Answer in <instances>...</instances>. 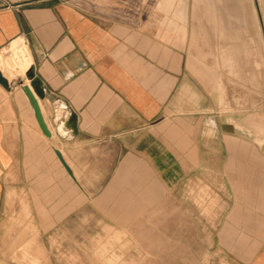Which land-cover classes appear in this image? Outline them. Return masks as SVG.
<instances>
[{
  "label": "crops",
  "instance_id": "0c3cea01",
  "mask_svg": "<svg viewBox=\"0 0 264 264\" xmlns=\"http://www.w3.org/2000/svg\"><path fill=\"white\" fill-rule=\"evenodd\" d=\"M190 37L191 0H0V264L29 242L13 211L64 243L86 242L94 217L136 242H198L207 224L186 196L206 175L234 197L224 227L245 229L229 242L259 244L249 264H264V90L256 111L232 92L211 109Z\"/></svg>",
  "mask_w": 264,
  "mask_h": 264
},
{
  "label": "rangeland",
  "instance_id": "374dc122",
  "mask_svg": "<svg viewBox=\"0 0 264 264\" xmlns=\"http://www.w3.org/2000/svg\"><path fill=\"white\" fill-rule=\"evenodd\" d=\"M189 59L194 84L205 89L211 109L217 104L215 111L228 112L230 92L237 94L239 109L247 102L246 97L252 99L255 111L260 109L264 90V0H191ZM214 177L206 175V179L189 183L187 203L195 209V219L207 224L205 230L199 229V238H195L198 242L173 244L165 236L150 237L149 229L136 242L117 229L103 230L99 219L94 217L93 233L78 237L86 242L64 243L54 237L52 228L39 232L33 226L32 212L13 211L7 213L13 226L9 232L17 237L29 235L28 243L14 244V261L19 264H249L251 252L260 245L229 242L234 239L230 235H245V229L224 227L232 206L229 198L234 197L226 181ZM25 200L21 198V203L25 204ZM28 220L29 227H18Z\"/></svg>",
  "mask_w": 264,
  "mask_h": 264
},
{
  "label": "water",
  "instance_id": "95a60500",
  "mask_svg": "<svg viewBox=\"0 0 264 264\" xmlns=\"http://www.w3.org/2000/svg\"><path fill=\"white\" fill-rule=\"evenodd\" d=\"M0 82L5 86V87H9V80L7 77L4 76V74L2 73L1 69H0ZM33 85L35 86V88L37 89V92L40 93L38 87L39 84H37V82L33 83ZM25 90L33 104V107L35 109V113L36 116L38 118V121L40 123L41 128L43 129L44 133L49 135V129L47 127V124L45 123V120L43 118L42 112H41V108L38 102V99L36 98L35 94L33 93L32 89L30 88V86H25ZM60 155V154H59ZM67 166V165H66Z\"/></svg>",
  "mask_w": 264,
  "mask_h": 264
},
{
  "label": "bare ground",
  "instance_id": "6f19581e",
  "mask_svg": "<svg viewBox=\"0 0 264 264\" xmlns=\"http://www.w3.org/2000/svg\"><path fill=\"white\" fill-rule=\"evenodd\" d=\"M16 48V46L14 47V49Z\"/></svg>",
  "mask_w": 264,
  "mask_h": 264
}]
</instances>
